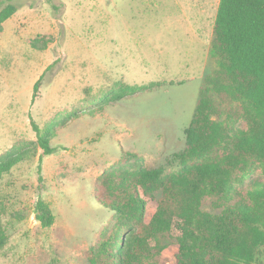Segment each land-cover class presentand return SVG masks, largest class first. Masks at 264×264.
<instances>
[{"label": "rangeland", "instance_id": "1", "mask_svg": "<svg viewBox=\"0 0 264 264\" xmlns=\"http://www.w3.org/2000/svg\"><path fill=\"white\" fill-rule=\"evenodd\" d=\"M218 2L16 1L0 34V156L36 141L31 120L55 128L54 151L38 149L0 180L8 235L0 264H87L85 252L113 215L95 200V179L124 150L154 168L183 149L203 79L216 67L210 43ZM35 39L48 43L35 48ZM121 83L159 87L82 115ZM39 196L55 217L47 229L34 218Z\"/></svg>", "mask_w": 264, "mask_h": 264}, {"label": "trees", "instance_id": "2", "mask_svg": "<svg viewBox=\"0 0 264 264\" xmlns=\"http://www.w3.org/2000/svg\"><path fill=\"white\" fill-rule=\"evenodd\" d=\"M16 1L0 0V34L19 8ZM37 42L31 45L39 49L48 43ZM210 53L216 67L203 79L183 149L154 168L124 150L95 179V200L113 215L85 252L87 264H264V0H219ZM158 87L121 83L82 115L95 117ZM30 123L36 141L0 156V180L38 149L53 153L55 128ZM34 218L45 229L54 224L40 196ZM7 244L0 219V253Z\"/></svg>", "mask_w": 264, "mask_h": 264}]
</instances>
